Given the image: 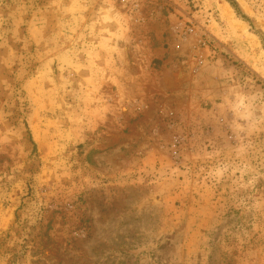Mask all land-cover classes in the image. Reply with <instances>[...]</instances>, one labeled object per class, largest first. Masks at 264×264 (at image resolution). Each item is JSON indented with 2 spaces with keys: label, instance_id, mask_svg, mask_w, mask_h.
<instances>
[{
  "label": "rangeland",
  "instance_id": "374dc122",
  "mask_svg": "<svg viewBox=\"0 0 264 264\" xmlns=\"http://www.w3.org/2000/svg\"><path fill=\"white\" fill-rule=\"evenodd\" d=\"M0 264H264V0H0Z\"/></svg>",
  "mask_w": 264,
  "mask_h": 264
}]
</instances>
